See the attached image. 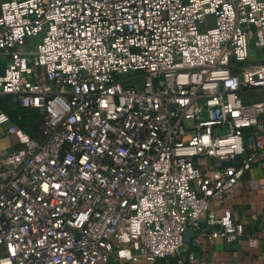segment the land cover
I'll return each mask as SVG.
<instances>
[{"label": "built area", "instance_id": "built-area-1", "mask_svg": "<svg viewBox=\"0 0 264 264\" xmlns=\"http://www.w3.org/2000/svg\"><path fill=\"white\" fill-rule=\"evenodd\" d=\"M252 46L264 0L1 3L0 98L41 122L34 138L0 109V148L19 141L0 156V264H166L187 230L240 242L213 205L264 160Z\"/></svg>", "mask_w": 264, "mask_h": 264}, {"label": "crops", "instance_id": "crops-1", "mask_svg": "<svg viewBox=\"0 0 264 264\" xmlns=\"http://www.w3.org/2000/svg\"><path fill=\"white\" fill-rule=\"evenodd\" d=\"M4 1L0 0V5ZM11 122L15 124L12 119ZM34 137L39 138L40 132ZM1 143L0 156L19 146L18 138L12 134H6ZM198 185L195 182V186ZM213 208L217 217L229 212L235 222L244 226L245 236L242 240L230 243L222 238L211 239L209 234L195 232L191 242L184 244L180 255L169 258L166 264H180V259L188 260L190 254H193L194 259L188 261V264H264V160L243 176L232 190L225 207L215 202ZM202 226L206 227L204 221ZM253 237L259 242L257 247L249 244V239ZM103 264H145V260L143 257H139L136 262L111 258Z\"/></svg>", "mask_w": 264, "mask_h": 264}, {"label": "rangeland", "instance_id": "rangeland-1", "mask_svg": "<svg viewBox=\"0 0 264 264\" xmlns=\"http://www.w3.org/2000/svg\"><path fill=\"white\" fill-rule=\"evenodd\" d=\"M39 39H31L29 41V45H27L28 50H34L36 47V44L39 43ZM264 59V49L259 50L256 49L254 46L251 48V54L249 61L250 63H256ZM5 68V60L0 56V72L4 71ZM143 79H141L139 82H142ZM243 98L245 101H259L264 98V89H258L253 92H249L247 94H243ZM15 105L12 101L9 100V98L6 99H0V108L4 110L13 111ZM185 125L187 128H193V122L187 121L185 122Z\"/></svg>", "mask_w": 264, "mask_h": 264}, {"label": "trees", "instance_id": "trees-1", "mask_svg": "<svg viewBox=\"0 0 264 264\" xmlns=\"http://www.w3.org/2000/svg\"><path fill=\"white\" fill-rule=\"evenodd\" d=\"M3 72L4 71L0 72V74H2ZM6 98H9V100L12 101L10 97H6ZM6 98H0V99H6ZM14 105L15 107L13 111L4 110V109L2 110L10 115L11 119L15 122L16 125L22 128L32 137L37 136V134L39 133L38 128L41 122V114L34 110L24 109L15 103Z\"/></svg>", "mask_w": 264, "mask_h": 264}, {"label": "water", "instance_id": "water-1", "mask_svg": "<svg viewBox=\"0 0 264 264\" xmlns=\"http://www.w3.org/2000/svg\"><path fill=\"white\" fill-rule=\"evenodd\" d=\"M194 231L193 230H187L184 234V243H190L191 240L194 238Z\"/></svg>", "mask_w": 264, "mask_h": 264}]
</instances>
